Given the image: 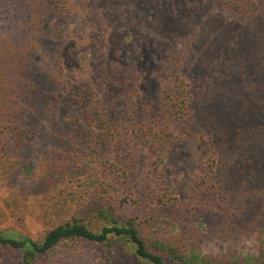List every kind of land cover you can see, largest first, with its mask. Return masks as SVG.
I'll return each instance as SVG.
<instances>
[{"label": "rangeland", "instance_id": "obj_1", "mask_svg": "<svg viewBox=\"0 0 264 264\" xmlns=\"http://www.w3.org/2000/svg\"><path fill=\"white\" fill-rule=\"evenodd\" d=\"M3 2L0 38L13 27ZM74 2L58 33L56 19L47 22L60 43L51 61L58 82L30 130V156L0 152V233L40 240L73 216L96 231L109 223L103 209L185 242L174 252L183 258L165 255L170 262L264 264V199L249 201L264 181L244 155L248 142L264 145V0L243 15L221 0ZM46 65L42 57L43 75ZM95 129L107 139L100 150L83 136ZM122 168L129 186L106 184ZM0 264L26 263L3 249ZM30 264L144 262L122 243L107 251L67 240Z\"/></svg>", "mask_w": 264, "mask_h": 264}, {"label": "trees", "instance_id": "obj_2", "mask_svg": "<svg viewBox=\"0 0 264 264\" xmlns=\"http://www.w3.org/2000/svg\"><path fill=\"white\" fill-rule=\"evenodd\" d=\"M10 12V19L13 27L16 23L19 27L16 30L11 27L4 38H0V152L2 155L21 154L27 158L30 156L29 149H25L30 130L40 125L41 116L37 114L39 107L44 102L52 100L55 96L57 78L52 74V60H58L59 41H55L53 35L48 32L47 22L56 19V31L63 24L61 12L69 17H74L78 8L74 0H0ZM220 5L231 11L234 15H243L249 8L257 6V0H221ZM88 3H86L87 5ZM88 6V5H87ZM58 22V23H57ZM53 25V28H55ZM239 29V35L242 33ZM243 46V45H242ZM42 57L46 58V67L43 73L37 65ZM171 104L179 102L180 92L175 90ZM264 98V94L261 97ZM181 102L183 100L181 99ZM264 104V100H263ZM93 119L99 121L100 112ZM103 118H107L106 112L102 110ZM237 119V115L234 114ZM230 117L226 120L229 121ZM264 120V118H263ZM262 123V121H258ZM233 124V121L226 123V127ZM252 130V129H249ZM250 132V131H249ZM63 133L59 137L63 138ZM83 136L93 147H99L100 142L106 141V135L95 129L94 132L85 131ZM264 140V139H263ZM116 141V140H115ZM248 150L244 153L246 158L251 159L252 171L256 181H264V166L259 163V156L264 155V145L257 149L256 145L248 142ZM117 146V145H116ZM124 147V146H123ZM122 147V148H123ZM99 150L98 155L99 157ZM11 155V156H12ZM111 165L115 164L110 162ZM130 176L128 169L122 168L116 173L114 182L118 187L129 186ZM128 185V186H127ZM97 187L92 192L96 195ZM109 192L103 193L100 197H106ZM157 197H161L160 194ZM264 199V190L259 195L250 198L251 208L261 205ZM110 200V199H109ZM98 213L104 216L109 223L98 230H93L81 217L73 216L71 220L55 224L48 229L40 240L28 236H13L0 233V251H19L21 260L26 264L35 261L38 256L51 250L63 241L81 240L101 244L107 251L116 243H122L132 249L133 255L144 264H176L170 262L165 255H172V260L183 258L174 253L178 247H185L186 243L176 241L175 244L163 232L157 233L154 230H147L142 221L135 215H127L123 221L108 216L107 210L97 209ZM259 218L264 220L260 213ZM172 252V253H170ZM109 261V257L107 256Z\"/></svg>", "mask_w": 264, "mask_h": 264}]
</instances>
